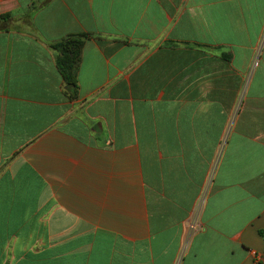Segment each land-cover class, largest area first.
I'll use <instances>...</instances> for the list:
<instances>
[{"label": "crops", "instance_id": "0c3cea01", "mask_svg": "<svg viewBox=\"0 0 264 264\" xmlns=\"http://www.w3.org/2000/svg\"><path fill=\"white\" fill-rule=\"evenodd\" d=\"M263 33L264 0H0V264L264 262Z\"/></svg>", "mask_w": 264, "mask_h": 264}, {"label": "trees", "instance_id": "16d2710c", "mask_svg": "<svg viewBox=\"0 0 264 264\" xmlns=\"http://www.w3.org/2000/svg\"><path fill=\"white\" fill-rule=\"evenodd\" d=\"M7 17L9 15H5L3 18ZM88 38L89 34L87 33L71 34L53 44L58 53V67L69 85L77 86L78 67L84 44ZM258 264H264V262Z\"/></svg>", "mask_w": 264, "mask_h": 264}, {"label": "built area", "instance_id": "2783aa9c", "mask_svg": "<svg viewBox=\"0 0 264 264\" xmlns=\"http://www.w3.org/2000/svg\"><path fill=\"white\" fill-rule=\"evenodd\" d=\"M263 47H264V33H263L259 43L255 47L253 60H252V65H251L250 71H249V73H248V75L246 77V80H245V83H244V87H243V90H242V94H241V97H240V104L242 102V99H243L244 94H245V90H246V88H247V86L249 84L250 78H251L254 70L260 65L261 58H262ZM212 176H211V179H212ZM207 194H208L207 191H204L202 193V195H201L200 201H199L198 206H197V211L194 214V216L192 218V221L190 223V233L191 234L195 233L199 229V226H200V218H199V216H200L202 207L204 206V204L206 202Z\"/></svg>", "mask_w": 264, "mask_h": 264}]
</instances>
